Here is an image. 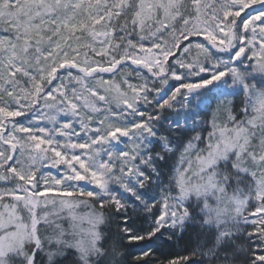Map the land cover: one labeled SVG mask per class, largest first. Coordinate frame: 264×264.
<instances>
[{
  "label": "snow or ice",
  "instance_id": "1",
  "mask_svg": "<svg viewBox=\"0 0 264 264\" xmlns=\"http://www.w3.org/2000/svg\"><path fill=\"white\" fill-rule=\"evenodd\" d=\"M0 264H264V0H0Z\"/></svg>",
  "mask_w": 264,
  "mask_h": 264
}]
</instances>
